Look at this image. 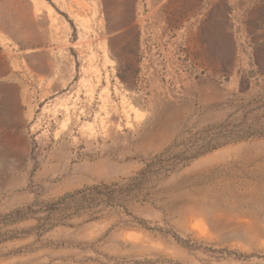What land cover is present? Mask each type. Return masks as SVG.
<instances>
[{"label": "rangeland", "instance_id": "1", "mask_svg": "<svg viewBox=\"0 0 264 264\" xmlns=\"http://www.w3.org/2000/svg\"><path fill=\"white\" fill-rule=\"evenodd\" d=\"M263 98L264 0H0V215L132 177L239 99L264 115ZM132 212L155 230L74 220L0 243V264H264V138L197 159Z\"/></svg>", "mask_w": 264, "mask_h": 264}, {"label": "trees", "instance_id": "2", "mask_svg": "<svg viewBox=\"0 0 264 264\" xmlns=\"http://www.w3.org/2000/svg\"><path fill=\"white\" fill-rule=\"evenodd\" d=\"M120 79L128 85L129 78L120 74ZM254 102L264 108V98ZM239 99L236 110L229 119L219 125L208 126L201 130L194 127L185 129L162 152L150 157L142 170L132 177L110 183H97L86 186L79 191L66 193L52 201H35L26 208L17 209L0 215V226H12L19 222L33 219L37 224L26 230H13L0 238V243L27 236L42 237L59 226H71L74 220L85 222L107 220L117 217V225L130 228H151L147 221L132 212L135 205H146L153 202L159 186L172 175L180 172L197 159L230 143L249 139L264 138V115L254 116L256 111ZM232 104L231 107L235 109ZM233 116V117H232ZM181 245L196 248L189 241L182 240L174 233L167 232ZM221 253L227 256L237 255L228 250ZM239 257H243L239 254Z\"/></svg>", "mask_w": 264, "mask_h": 264}]
</instances>
